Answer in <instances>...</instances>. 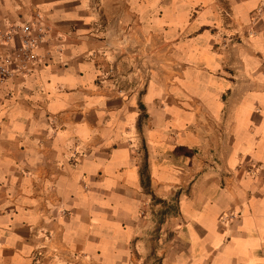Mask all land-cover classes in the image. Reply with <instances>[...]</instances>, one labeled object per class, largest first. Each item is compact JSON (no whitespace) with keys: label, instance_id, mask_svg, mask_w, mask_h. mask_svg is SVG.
Masks as SVG:
<instances>
[{"label":"crops","instance_id":"obj_1","mask_svg":"<svg viewBox=\"0 0 264 264\" xmlns=\"http://www.w3.org/2000/svg\"><path fill=\"white\" fill-rule=\"evenodd\" d=\"M37 13L0 264H264V0H0V40Z\"/></svg>","mask_w":264,"mask_h":264},{"label":"built area","instance_id":"obj_2","mask_svg":"<svg viewBox=\"0 0 264 264\" xmlns=\"http://www.w3.org/2000/svg\"><path fill=\"white\" fill-rule=\"evenodd\" d=\"M41 19V15L37 13L26 22L12 26L2 35L0 82L17 76L29 75L33 73L34 68L43 64V58L38 50L44 41L46 30ZM104 80H112L113 86L119 87V91L123 90L122 78L115 74L114 69L105 72Z\"/></svg>","mask_w":264,"mask_h":264}]
</instances>
